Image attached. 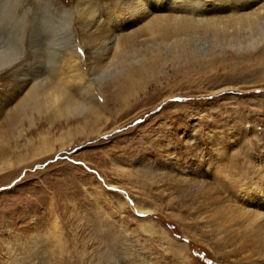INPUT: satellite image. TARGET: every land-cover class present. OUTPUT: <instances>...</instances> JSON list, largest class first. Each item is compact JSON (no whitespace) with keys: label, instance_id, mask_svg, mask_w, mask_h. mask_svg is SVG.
<instances>
[{"label":"rangeland","instance_id":"obj_1","mask_svg":"<svg viewBox=\"0 0 264 264\" xmlns=\"http://www.w3.org/2000/svg\"><path fill=\"white\" fill-rule=\"evenodd\" d=\"M1 1L0 264H256L210 220L264 190V0Z\"/></svg>","mask_w":264,"mask_h":264},{"label":"bare ground","instance_id":"obj_2","mask_svg":"<svg viewBox=\"0 0 264 264\" xmlns=\"http://www.w3.org/2000/svg\"><path fill=\"white\" fill-rule=\"evenodd\" d=\"M142 1L144 2V5L148 6L149 8H147V12L146 11L143 12L144 14H146V16L142 18L144 21L140 24L139 27L137 25V28L136 26L131 29H129L130 27L128 28L129 29L128 32H132L131 34L141 33L143 32L142 30H145L149 25H154L156 28H158L165 25L172 26V24L174 23L177 26L180 27L185 26L186 28H189V27H196V25L198 24L194 22L195 20L194 18L167 13V12H172L171 10H175V9L169 8L170 6L166 7L165 6L166 4L162 5L163 0H142ZM263 5L264 3L259 4L258 6L252 8L247 12L238 14L236 17L235 16L232 17V22L235 21L236 24L243 22V25H250V26L253 25L256 18H259V16L256 17V15L260 13V10L262 11ZM128 10L130 12L134 11L133 13L134 15L138 12V10L135 8H133L132 10L131 9ZM129 11L127 12V14H130ZM224 18L230 19L228 17H224ZM215 20L217 19L205 18L204 21L205 25H203L202 28H210L212 26H217V24L219 23H215L217 22ZM128 21L132 26L136 25V22L133 19L129 18ZM128 40L129 37L125 40V42H127ZM112 42L110 40L106 43V45L108 44L113 45ZM67 43L68 41L65 37L64 39H62V41L59 42L58 47L65 48L68 46ZM5 44H9L8 40L2 43L0 42V47L3 48ZM65 98L67 103L69 104L71 97L68 94V92L65 95ZM226 170L227 169L223 165L222 171L225 172ZM242 181H240L239 183L235 182L233 184H230V183H225L223 179H220L219 186L221 187V190L231 192L232 190L239 189L241 187ZM245 186L246 187H244V189L241 190L240 193L242 192L244 193V195H242L241 197L242 200L245 198L246 202L243 201L242 203L241 200H237L236 201L237 203L235 205H231L232 208L228 209V211L231 213V216L227 218L229 219V222H234L235 224L232 225L226 221L227 210L224 212L223 211L220 212V215L217 216L216 218V222H214V218H212L210 220V223L213 222L216 231H219L221 232V235H224L223 236L224 245L226 244L238 245L239 246L238 252L247 253V256L250 258L256 257L255 259H258V262L256 264H264V219L260 220V218L264 216V190L261 186L259 187L255 186V188H253V190H251L250 192H245V189H247L248 185ZM198 194L199 196L197 198L198 199L197 203L199 204L198 205L199 209L197 210L199 211L206 207H209L210 205L212 206L216 204H221L222 202L220 199L217 200L213 199L210 194L205 193L202 190H199ZM200 199H203V201L201 202Z\"/></svg>","mask_w":264,"mask_h":264}]
</instances>
